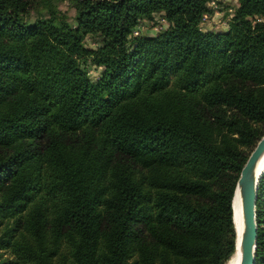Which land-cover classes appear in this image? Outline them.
Here are the masks:
<instances>
[{"label":"trees","instance_id":"1","mask_svg":"<svg viewBox=\"0 0 264 264\" xmlns=\"http://www.w3.org/2000/svg\"><path fill=\"white\" fill-rule=\"evenodd\" d=\"M209 1L0 0V264H233L264 0L202 32ZM153 14L166 29L133 35ZM255 223L264 264V171Z\"/></svg>","mask_w":264,"mask_h":264},{"label":"water","instance_id":"2","mask_svg":"<svg viewBox=\"0 0 264 264\" xmlns=\"http://www.w3.org/2000/svg\"><path fill=\"white\" fill-rule=\"evenodd\" d=\"M264 153V133L259 139L244 165L242 166L235 184L238 193L241 212V229L239 234L233 225L234 247L239 250V264H254L256 240L255 200L259 178L263 169L256 174L257 161Z\"/></svg>","mask_w":264,"mask_h":264},{"label":"rangeland","instance_id":"3","mask_svg":"<svg viewBox=\"0 0 264 264\" xmlns=\"http://www.w3.org/2000/svg\"><path fill=\"white\" fill-rule=\"evenodd\" d=\"M212 2V5L210 3ZM209 13L205 18H201L198 28L202 32H224L227 29L228 21L230 20L234 9L237 4L234 0H210L208 2ZM58 10L67 18L69 23L73 19V10L67 1H63L58 4ZM34 13L29 14V20H33ZM167 22L163 19L162 14H153L150 19L141 20L134 28L137 35H143L152 37L161 30L166 29ZM85 45L89 48H93L94 44L86 38ZM82 67V66H81ZM84 67V66H83ZM87 75L91 82L98 79V75L101 71L100 68H96L92 65H86Z\"/></svg>","mask_w":264,"mask_h":264},{"label":"bare ground","instance_id":"4","mask_svg":"<svg viewBox=\"0 0 264 264\" xmlns=\"http://www.w3.org/2000/svg\"><path fill=\"white\" fill-rule=\"evenodd\" d=\"M263 167H264V153L257 161L255 173L258 174L263 169ZM234 192L235 194H234L233 202H232L234 218L232 217V220H233V225L235 226L237 233L239 234V231L241 229L240 201H239L237 191L235 190ZM235 249H236V254H235V259H236L237 257L239 258V250L237 248V245L235 246Z\"/></svg>","mask_w":264,"mask_h":264},{"label":"clouds","instance_id":"5","mask_svg":"<svg viewBox=\"0 0 264 264\" xmlns=\"http://www.w3.org/2000/svg\"><path fill=\"white\" fill-rule=\"evenodd\" d=\"M233 264H239V258L238 257L233 261Z\"/></svg>","mask_w":264,"mask_h":264},{"label":"built area","instance_id":"6","mask_svg":"<svg viewBox=\"0 0 264 264\" xmlns=\"http://www.w3.org/2000/svg\"><path fill=\"white\" fill-rule=\"evenodd\" d=\"M210 5H212V2L210 3ZM209 6V5H208ZM206 16H203V18H205ZM133 35H137L136 31H133L132 33Z\"/></svg>","mask_w":264,"mask_h":264}]
</instances>
